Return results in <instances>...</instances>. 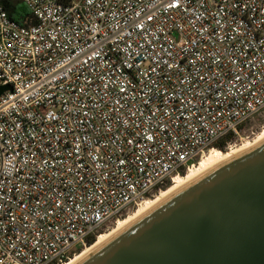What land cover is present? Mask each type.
Wrapping results in <instances>:
<instances>
[{
    "label": "built area",
    "instance_id": "obj_1",
    "mask_svg": "<svg viewBox=\"0 0 264 264\" xmlns=\"http://www.w3.org/2000/svg\"><path fill=\"white\" fill-rule=\"evenodd\" d=\"M23 1L0 2V264L70 259L264 115V0Z\"/></svg>",
    "mask_w": 264,
    "mask_h": 264
},
{
    "label": "water",
    "instance_id": "obj_2",
    "mask_svg": "<svg viewBox=\"0 0 264 264\" xmlns=\"http://www.w3.org/2000/svg\"><path fill=\"white\" fill-rule=\"evenodd\" d=\"M10 87L0 86V95ZM74 264H264V139L174 191Z\"/></svg>",
    "mask_w": 264,
    "mask_h": 264
},
{
    "label": "bare ground",
    "instance_id": "obj_3",
    "mask_svg": "<svg viewBox=\"0 0 264 264\" xmlns=\"http://www.w3.org/2000/svg\"><path fill=\"white\" fill-rule=\"evenodd\" d=\"M264 139V129L261 131V133L258 135V137L255 139L254 142H250V144H246L242 146L241 148L237 150L230 151L228 153H222V152H216V151H209L205 152L203 156L199 159V162L196 163L194 166H191L185 175H174L172 179V184L167 189L163 190L159 195H156L154 198H145L142 203L139 205V207L132 213H130L126 218L124 219H118L117 224L108 232L101 233L98 235L96 241L90 245L83 248L80 252L76 253L74 257L72 256L67 261L60 262L58 264H74L78 260H80L82 257H84L86 254H88L90 251H92L97 246L104 243L107 239H109L112 235L126 227L128 224H130L132 221L143 215L145 212L150 210L152 207H154L158 202H160L162 199L173 193L174 191L178 190L179 188L183 187L208 169L214 167L215 165L221 163L222 161L232 157L235 154H238L242 151H245L249 149L250 147L254 146L258 142ZM231 148L230 150H232Z\"/></svg>",
    "mask_w": 264,
    "mask_h": 264
},
{
    "label": "rangeland",
    "instance_id": "obj_4",
    "mask_svg": "<svg viewBox=\"0 0 264 264\" xmlns=\"http://www.w3.org/2000/svg\"><path fill=\"white\" fill-rule=\"evenodd\" d=\"M263 129H264V115H261L259 117H256V118L250 120L248 123H246V125L241 129L240 135H238V136L233 138L232 146L231 147H226V150H224V152H222L223 150L220 151L221 149L218 150L219 148L215 149L216 147H212L207 152L216 151V152L228 153L230 151L237 150V149L241 148L242 146H244L246 144H250V142L251 143L254 142L255 139L258 137V135L261 133V131ZM231 148H233V149L230 150ZM198 162H196V163H198ZM184 172L186 174L187 170H185ZM171 184H172V182H171ZM163 190H165V189H161V190L157 191L156 195H159ZM155 196L147 197V198H154ZM139 205H135L134 207H131L123 216L120 217V219L126 218L130 213L134 212L139 207ZM118 219L119 218L115 217L111 221H109L108 225H106V229L101 230L100 234L108 232L111 229H113V227L117 224ZM85 247L86 246L82 247L81 249H83Z\"/></svg>",
    "mask_w": 264,
    "mask_h": 264
},
{
    "label": "trees",
    "instance_id": "obj_5",
    "mask_svg": "<svg viewBox=\"0 0 264 264\" xmlns=\"http://www.w3.org/2000/svg\"><path fill=\"white\" fill-rule=\"evenodd\" d=\"M0 2L4 5L6 10L8 11L9 16L20 22V23H27L29 18L32 16V12L28 5L23 0H0ZM233 133H229L221 140L217 141L213 146L216 147L215 149H218L222 152L226 150V146L230 140L233 139ZM180 174L184 175L185 172L182 171ZM171 186V182H168L166 185L162 187V189H167ZM159 191V190H158ZM97 237L92 236L88 239V246L92 245L96 241ZM82 250V249H81ZM80 250V251H81ZM79 252V251H78ZM67 261V260H66Z\"/></svg>",
    "mask_w": 264,
    "mask_h": 264
}]
</instances>
